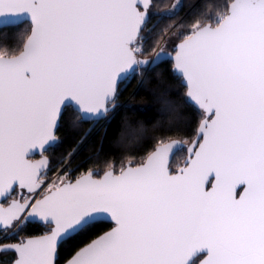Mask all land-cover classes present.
<instances>
[{"label":"snow or ice","instance_id":"6c2138e0","mask_svg":"<svg viewBox=\"0 0 264 264\" xmlns=\"http://www.w3.org/2000/svg\"><path fill=\"white\" fill-rule=\"evenodd\" d=\"M202 4L153 36V9L172 18L181 0H0V29L27 25L0 47V253H12L0 264H58L99 221L112 226L64 264H264V0ZM165 56L200 112L192 138L73 178L85 134L49 177L65 107L105 119L122 80ZM143 131L126 123L120 142ZM30 222L46 230L27 234Z\"/></svg>","mask_w":264,"mask_h":264},{"label":"trees","instance_id":"16d2710c","mask_svg":"<svg viewBox=\"0 0 264 264\" xmlns=\"http://www.w3.org/2000/svg\"><path fill=\"white\" fill-rule=\"evenodd\" d=\"M161 2L171 4L173 0H161ZM181 4L178 14L172 18L157 15L156 9H153L146 24V29L152 30L151 35L154 36L168 24L181 20L185 24L191 22L203 7L202 0H181ZM26 28L27 25L22 24L19 28L0 29V47L16 46L19 33ZM143 72L142 79L137 74L120 84L116 99L119 106L102 124L94 125L95 121H81L71 107L64 109L57 130L59 142L47 151L52 162L48 175L54 173L57 162L62 157H66L70 150L77 148V142L85 134L87 138L79 146L69 166L73 178L88 168L102 171L104 163L113 158L117 160V164L126 155L135 156L139 160L151 150L155 140L160 137L192 138L193 130L200 119V112L183 98V83L172 69V62L164 59ZM166 101L170 102V107ZM126 123L133 128H143V135L138 141L120 142ZM183 155L184 153L177 152L173 156L174 169ZM110 226L108 222L99 221L71 243L64 244L60 250L58 264L63 263L74 248L86 243ZM45 230L42 224L30 222L25 232L39 235ZM11 256L12 253H0V260L6 262Z\"/></svg>","mask_w":264,"mask_h":264},{"label":"water","instance_id":"95a60500","mask_svg":"<svg viewBox=\"0 0 264 264\" xmlns=\"http://www.w3.org/2000/svg\"><path fill=\"white\" fill-rule=\"evenodd\" d=\"M196 3V2H195ZM170 51V50H169ZM164 59H169L167 56H165V57H162L161 58V60L160 61H162V60H164ZM170 60V59H169ZM160 61H157L156 62V64L157 63H159ZM171 61V60H170ZM151 65H149L148 67H150ZM175 72V71H174ZM175 74L176 75H178L176 72H175ZM179 76V75H178ZM127 78H125V79H123L122 80V82H124L125 80H126ZM121 82V83H122ZM120 83V84H121ZM120 86V85H119ZM189 102V101H188ZM191 103V102H190ZM192 104V103H191ZM193 105V104H192ZM118 106H119V102L118 101H116V107L114 108V110H112L108 115H107V117L105 118V119H101V120H99L98 122L100 123V124H102V123H104L107 119H108V117L118 108ZM66 108V107H65ZM59 124H60V122H59ZM172 139H177V138H172ZM54 144H52V145H49L48 146V149L50 148V147H52ZM47 149V150H48ZM45 155H46V153H45ZM37 156V157H36ZM33 159H40V156H39V153H37L35 156H33L32 157ZM106 222H108V221H106ZM110 229V228H109ZM109 229H107L106 231H108ZM103 233V232H102ZM101 234V233H100ZM99 235V234H98ZM62 264H64V262L62 263Z\"/></svg>","mask_w":264,"mask_h":264},{"label":"rangeland","instance_id":"374dc122","mask_svg":"<svg viewBox=\"0 0 264 264\" xmlns=\"http://www.w3.org/2000/svg\"><path fill=\"white\" fill-rule=\"evenodd\" d=\"M147 68H148V66L144 69V71H145ZM143 73H144V72H143ZM142 76H143V74H142V75L139 74L140 79H142ZM95 124H100V123H99V122H98V123H97V122H94V125H95ZM54 172H55V171H54ZM52 174H53V173H52ZM52 174L49 175V177L52 176Z\"/></svg>","mask_w":264,"mask_h":264},{"label":"flooded vegetation","instance_id":"af4514ba","mask_svg":"<svg viewBox=\"0 0 264 264\" xmlns=\"http://www.w3.org/2000/svg\"><path fill=\"white\" fill-rule=\"evenodd\" d=\"M50 148H51V147H50ZM48 150H49V149H48ZM48 150H47V151H48ZM47 151H46V155L49 156L48 153H47ZM36 157H37V156H36ZM49 157H50V156H49ZM105 222H106V221H105ZM108 223H110V222H108ZM110 225H111V223H110ZM111 226H112V225H111ZM111 226H110L109 228H111ZM109 228H108V229H109ZM106 230H107V229H106ZM106 230H105V231H106ZM103 232H104V231H103ZM101 233H102V232H101ZM93 238H94V237H93ZM61 264H62V263H61Z\"/></svg>","mask_w":264,"mask_h":264},{"label":"built area","instance_id":"2783aa9c","mask_svg":"<svg viewBox=\"0 0 264 264\" xmlns=\"http://www.w3.org/2000/svg\"><path fill=\"white\" fill-rule=\"evenodd\" d=\"M55 173V172H54ZM54 173L52 174V176L54 175ZM52 176H50V177H52Z\"/></svg>","mask_w":264,"mask_h":264}]
</instances>
